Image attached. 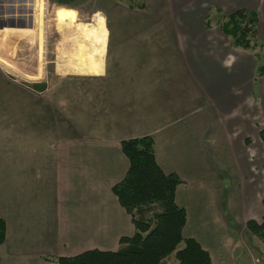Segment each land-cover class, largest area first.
Wrapping results in <instances>:
<instances>
[{"label": "crops", "instance_id": "obj_1", "mask_svg": "<svg viewBox=\"0 0 264 264\" xmlns=\"http://www.w3.org/2000/svg\"><path fill=\"white\" fill-rule=\"evenodd\" d=\"M197 1L190 20L205 29L212 2L230 14L257 12L264 40L262 0ZM111 39L102 74L56 71L58 82L33 83L25 99H9L10 117L0 114V264H59L57 258L87 251H118L121 238L135 233L112 192L130 167L121 144L145 136L153 138L164 173L181 180L176 203L187 214L184 237L197 240L214 264L211 214L202 208L225 165L216 152L231 148L234 127L221 112L237 103L220 96L241 86L242 70L229 82L225 54L201 34ZM40 86L42 98L35 94Z\"/></svg>", "mask_w": 264, "mask_h": 264}, {"label": "rangeland", "instance_id": "obj_2", "mask_svg": "<svg viewBox=\"0 0 264 264\" xmlns=\"http://www.w3.org/2000/svg\"><path fill=\"white\" fill-rule=\"evenodd\" d=\"M187 1L189 0H45L42 27L39 29L31 23L28 28L35 32L31 37L15 35L18 30L24 29L17 21L0 25V62L3 64H0V98L7 100L8 105L7 108L0 107V114L10 117L13 108L9 99H25L27 89L33 83L58 82L57 66L62 65L59 57L64 51H68L66 49L71 43V36L68 35H75L77 32L73 26L71 32L63 37V31L56 26L54 16L57 3L77 10L81 22L87 25L94 23V15L102 14L112 41L123 35L206 36L211 48L225 54L222 60L228 74H232L228 76L229 82L235 77L239 79L240 75L237 73L240 70L243 75L242 82L239 79L241 86L232 87V92L226 97L220 96L222 102L237 103L235 107L221 112L226 116L229 127H234L228 129L230 133H227L231 148H227L228 151L222 148L216 152L224 155L225 165L220 167V174L213 181V194L210 197L204 196L202 208L211 214L212 232L208 238L214 242L212 247L217 248L214 264H264V242L247 225L251 220L260 224L264 217V143L259 136L260 130L264 129V80L256 73L260 63L257 55L264 54V40L262 36H258L259 47L251 51L233 48L219 27L230 11L215 2L209 4L212 8L204 19L209 28L205 29L195 20H190L193 10L197 13L198 1L195 0L190 5ZM172 5L179 7L170 9ZM259 9L264 18V0ZM201 11L203 15L207 13L205 7ZM11 18L27 19L31 18V14L26 16L18 11L12 14L0 13V20ZM186 21L188 23H183ZM201 22L202 20L199 21ZM64 57L68 59L67 53ZM40 89H35V94L42 98L41 86ZM4 135H11L10 130ZM166 264H176L174 256L168 258Z\"/></svg>", "mask_w": 264, "mask_h": 264}, {"label": "trees", "instance_id": "obj_3", "mask_svg": "<svg viewBox=\"0 0 264 264\" xmlns=\"http://www.w3.org/2000/svg\"><path fill=\"white\" fill-rule=\"evenodd\" d=\"M258 25L257 12L239 10L224 17L220 28L233 48L251 51L259 47ZM257 58L260 63L256 73L264 80V54H258ZM259 136L264 143V129ZM121 146L130 167L112 192L131 215L134 235L121 238L116 252L92 250L56 261L59 264H166L174 256L176 264H212L210 253L197 240L183 235L187 214L176 203L181 180L176 174L164 173L158 165L153 138L130 139ZM247 225L264 242V217L260 224L251 220ZM5 241L6 223L1 220L0 246Z\"/></svg>", "mask_w": 264, "mask_h": 264}, {"label": "bare ground", "instance_id": "obj_4", "mask_svg": "<svg viewBox=\"0 0 264 264\" xmlns=\"http://www.w3.org/2000/svg\"><path fill=\"white\" fill-rule=\"evenodd\" d=\"M55 5L54 16L56 17V26L59 30L63 31V37L71 32L73 26L77 32L75 35H68L71 36V43L66 49L68 51H64L59 57L62 65L57 66L58 72H63L64 74H102L104 72V58L109 38L105 17L102 14H96L94 15V23L92 25H87L81 22L77 10L67 7L63 3H57ZM44 7L45 0H0V13L9 12L12 14L18 11L23 15L26 14V16L31 14L32 18V20L31 18L1 19L0 25L17 21L24 29L18 30L15 35L25 38L31 37L35 32L28 27L33 23L35 27L41 29ZM65 32H67V34ZM66 53L68 59L64 57ZM1 63L2 62H0V64Z\"/></svg>", "mask_w": 264, "mask_h": 264}, {"label": "built area", "instance_id": "obj_5", "mask_svg": "<svg viewBox=\"0 0 264 264\" xmlns=\"http://www.w3.org/2000/svg\"><path fill=\"white\" fill-rule=\"evenodd\" d=\"M19 1H22V0H19ZM26 1H30V0H26Z\"/></svg>", "mask_w": 264, "mask_h": 264}]
</instances>
